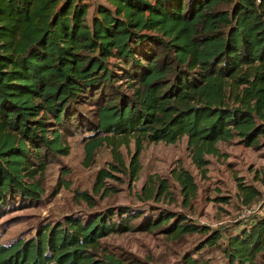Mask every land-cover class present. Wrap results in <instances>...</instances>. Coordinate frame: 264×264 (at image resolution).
<instances>
[{"label": "trees", "instance_id": "obj_1", "mask_svg": "<svg viewBox=\"0 0 264 264\" xmlns=\"http://www.w3.org/2000/svg\"><path fill=\"white\" fill-rule=\"evenodd\" d=\"M85 106L93 107L92 122L81 114ZM76 119L89 132L86 163L107 145L111 171L132 180L146 143L185 138L202 172L221 142L262 150L264 0H0V217L16 204L42 201L40 179L49 159L69 155L63 130ZM132 141L127 167L119 149ZM174 174L189 202L193 177L184 169ZM112 177L102 170L96 192ZM167 187L144 188L140 200L158 201ZM239 187L246 204L259 195ZM77 198L92 202L87 193ZM145 212L119 207L67 216L29 239L0 242V264H122L99 258L100 243L133 230L140 218L143 231L201 233L197 253L224 240L228 264H264L261 210L250 224L215 230L177 213L163 211L153 221ZM185 264L198 258L188 255Z\"/></svg>", "mask_w": 264, "mask_h": 264}, {"label": "rangeland", "instance_id": "obj_2", "mask_svg": "<svg viewBox=\"0 0 264 264\" xmlns=\"http://www.w3.org/2000/svg\"><path fill=\"white\" fill-rule=\"evenodd\" d=\"M94 7L92 6L91 11ZM93 107H81V114L93 121ZM64 143L69 146V155L49 159L44 176L40 179L45 194L35 206L19 205L7 210L0 217V242L8 245L19 239H29L39 228L57 225L67 216L86 218L95 213L119 207L146 210L148 217L156 220L163 211L186 216L188 220L212 229L234 226L264 213V148L255 150L239 144L219 143V156H206L209 161L198 169L187 149L184 138L177 144H144L140 157L141 170L137 179L132 180L128 172H112L109 164H115L112 149L107 145L95 152L90 164L86 163L85 145L88 129L78 127L77 119L63 130ZM126 166L136 152V143L121 146ZM184 169L193 177L195 196L186 202L180 185L175 181L174 171ZM102 170L110 171L112 178H106L102 190L97 193L95 186ZM153 179V180H151ZM168 186L158 201L140 200L144 188L148 191L160 182ZM240 184L255 187L259 195L251 203H245ZM87 193L91 204L77 198V193ZM253 210L250 218L243 219V210ZM261 210V212H260ZM145 217V216H144ZM143 218L135 220L133 230L113 234L101 241L98 257L114 256L122 264H185L191 255L199 264H228L221 247L207 248L198 252L204 241L201 233L188 234L180 238L168 235L162 228L149 231L139 230ZM232 233H227L230 237ZM260 263L264 259L259 258Z\"/></svg>", "mask_w": 264, "mask_h": 264}, {"label": "built area", "instance_id": "obj_3", "mask_svg": "<svg viewBox=\"0 0 264 264\" xmlns=\"http://www.w3.org/2000/svg\"><path fill=\"white\" fill-rule=\"evenodd\" d=\"M254 211L253 210H247V209H245V210H243L242 211V218L243 219H248V218H250V216H251V214L253 213Z\"/></svg>", "mask_w": 264, "mask_h": 264}]
</instances>
